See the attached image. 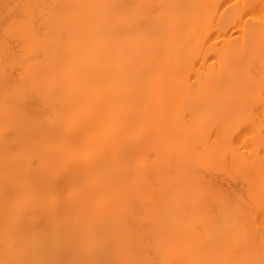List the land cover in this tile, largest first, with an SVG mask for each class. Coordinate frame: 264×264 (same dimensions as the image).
I'll return each mask as SVG.
<instances>
[{
  "label": "bare ground",
  "instance_id": "obj_1",
  "mask_svg": "<svg viewBox=\"0 0 264 264\" xmlns=\"http://www.w3.org/2000/svg\"><path fill=\"white\" fill-rule=\"evenodd\" d=\"M125 2L155 6L150 35ZM5 3L36 32L11 63L0 40V261L259 264L264 0ZM201 184L228 199L206 207ZM91 225L107 246L48 250Z\"/></svg>",
  "mask_w": 264,
  "mask_h": 264
},
{
  "label": "snow or ice",
  "instance_id": "obj_2",
  "mask_svg": "<svg viewBox=\"0 0 264 264\" xmlns=\"http://www.w3.org/2000/svg\"><path fill=\"white\" fill-rule=\"evenodd\" d=\"M31 5H12L5 3L0 7V40L3 44V53L6 62L11 63L17 53L18 47L28 48L29 43L36 32V19L28 11ZM120 19V21L128 25L145 36L150 35L156 28L155 23V6L146 3H121L112 6ZM238 9L239 5H235ZM247 14V13H246ZM249 19L251 16L249 15ZM39 52L33 51L27 60L38 57ZM261 62L264 63V43H262ZM15 66V65H13ZM261 145L264 146V121L261 123ZM205 192L204 203L206 207L211 208L216 203L225 202L228 197L222 190L208 184H201ZM82 198H87L89 193L84 191L81 193ZM264 206V200H262ZM127 207L122 209L126 211ZM207 223L209 227H218L220 221L214 215L208 217ZM111 240V232L104 225H91L87 229L80 231H72L60 228L55 240L50 244L49 251H56L64 248H72L73 246H83L90 250H96L108 245ZM0 264H104L102 261L88 260L79 262H54L44 259L32 260H3ZM123 264H137V262H123ZM210 264V262H209ZM242 264H254L253 261H243ZM264 264V258L259 261Z\"/></svg>",
  "mask_w": 264,
  "mask_h": 264
}]
</instances>
